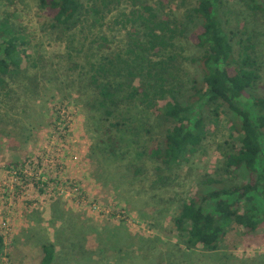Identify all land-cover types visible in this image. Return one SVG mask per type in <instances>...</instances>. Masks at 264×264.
Here are the masks:
<instances>
[{"label":"rangeland","instance_id":"1","mask_svg":"<svg viewBox=\"0 0 264 264\" xmlns=\"http://www.w3.org/2000/svg\"><path fill=\"white\" fill-rule=\"evenodd\" d=\"M246 2L221 0L218 15L238 49L239 39L252 44L263 83L264 15ZM145 4L185 22L170 54L176 56L172 72L189 87L199 78L193 60L201 53L188 39L199 23L189 0H121L100 23L87 12L96 5L89 0L70 30L48 27L37 0H0V19L8 18L27 60L18 72L0 75L7 83L0 89V264H40L48 243L52 264H264V224L245 232L232 223L214 250L188 247L174 226L185 201L198 197L208 179L226 176L221 145L233 131L224 107L203 141L159 174L147 140L162 144L163 114L150 116L127 103L120 110L131 117L137 137L123 133L115 154L97 142L103 115L91 64L129 49L130 25L123 21L132 11L145 15ZM99 36L108 49L98 48ZM177 92L183 100L184 89Z\"/></svg>","mask_w":264,"mask_h":264},{"label":"trees","instance_id":"2","mask_svg":"<svg viewBox=\"0 0 264 264\" xmlns=\"http://www.w3.org/2000/svg\"><path fill=\"white\" fill-rule=\"evenodd\" d=\"M86 2L89 0H37V6L48 27L70 30L78 25ZM120 2L95 0L96 5L87 12H92L100 23ZM220 3L221 0H189L190 13L199 23L188 39L201 50L193 60L199 78L193 79L189 87L185 88L172 72L176 56L170 54L176 37L185 30V22L172 19L169 14H158L149 4L142 6L145 15L132 11L123 21V25H130L129 49L91 64L103 115L97 142L109 153L120 149L123 133L138 135L131 117L120 110L122 106L131 103L150 116H165L168 126L162 144L151 145L153 140H147L151 141L149 154L156 161L157 174L203 141L207 124L220 115L222 107L230 113L229 127L233 132L220 144L223 147L218 146L223 148L220 163L226 176L208 179L205 189L198 197L185 201L174 218L175 229L184 235L188 247L209 250L217 247L232 223L245 232H253L264 224V82H260L259 67L249 52L252 44L239 39L238 49L234 44L236 35L223 27L218 15ZM246 4L264 15V0H247ZM94 42L100 49L109 48L104 36ZM23 44L9 27L8 18L0 19L1 76L25 67ZM170 77L173 84L168 83ZM6 87L0 77V89ZM178 89H184L180 94L183 100L176 96ZM167 97L171 99L159 104ZM12 165L18 167L16 162ZM240 170L246 174L242 180L236 176ZM3 245L4 236L0 233V253ZM41 249L40 264H52L54 246L43 244Z\"/></svg>","mask_w":264,"mask_h":264}]
</instances>
